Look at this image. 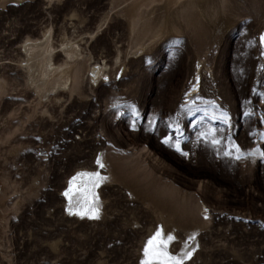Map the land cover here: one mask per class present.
Returning <instances> with one entry per match:
<instances>
[{
	"label": "rangeland",
	"instance_id": "rangeland-1",
	"mask_svg": "<svg viewBox=\"0 0 264 264\" xmlns=\"http://www.w3.org/2000/svg\"><path fill=\"white\" fill-rule=\"evenodd\" d=\"M262 36L264 0H0V264H143L158 230L184 264H264ZM49 37L71 90L44 100L22 48ZM93 172L100 218L70 216Z\"/></svg>",
	"mask_w": 264,
	"mask_h": 264
},
{
	"label": "bare ground",
	"instance_id": "bare-ground-1",
	"mask_svg": "<svg viewBox=\"0 0 264 264\" xmlns=\"http://www.w3.org/2000/svg\"><path fill=\"white\" fill-rule=\"evenodd\" d=\"M161 35H162L161 31H159L157 33H154L153 38H158ZM50 39L51 38L49 37L45 40L29 41L22 48L23 50L22 54L25 56L23 68L28 74V81L31 84L34 91L38 94V97L39 98L42 97L44 100L48 98L50 100L52 96H54L53 94H57L58 97V95H60L61 92L63 93L65 90H71L70 88L71 77L69 75L68 69H65L68 66L67 67H64L63 65L58 66L54 63V54L56 53V51L53 48ZM150 42L151 41H148L147 43ZM144 50H145L144 47L140 48L139 51L137 52L138 55L142 56L144 54ZM57 52H59L64 58L65 57L67 59L69 58L70 61L74 60V62H76L79 58H81V54H82L79 47L73 43L62 46L61 48L58 49ZM93 67L94 68L92 69L90 77L88 76L89 79L93 81L94 85L101 84L102 82L106 83L107 80H109V74L107 71H105L104 67L102 65H94ZM72 181L73 179L70 181V183L67 185V187L62 193V199L66 203L67 210L70 204H69V199L64 195V193L68 192L70 188L73 189L71 193L72 195L71 206L73 207L74 210L83 207L85 205H89L93 199L91 195L93 189L88 178L81 177V179H79L76 182L75 186L71 183ZM103 182L100 184V186L103 184ZM100 186L94 189L97 196L99 193V191L97 192V189H99ZM98 206H99V212L100 214H102V208L99 201H98ZM70 216H75V215H70ZM75 217L81 218L79 216H75ZM84 218H88V217L85 216Z\"/></svg>",
	"mask_w": 264,
	"mask_h": 264
},
{
	"label": "snow or ice",
	"instance_id": "snow-or-ice-1",
	"mask_svg": "<svg viewBox=\"0 0 264 264\" xmlns=\"http://www.w3.org/2000/svg\"><path fill=\"white\" fill-rule=\"evenodd\" d=\"M261 42L264 43V36L261 37ZM228 122V119L225 118V123ZM164 144L168 145L170 144V139H164L162 141ZM214 144H220L221 142L219 140H213ZM236 152H240V148L238 146H234ZM177 151H180L179 146L177 145ZM225 155H231V152H226ZM250 155H256L255 153H250ZM261 159H264V152L260 153ZM236 159H240L241 156L237 155L235 157ZM96 164L100 168H104V164L102 161L98 158L96 161ZM81 177H86L91 183L92 186V201L89 205H85L83 207L73 209L71 206L72 204V191L73 189L70 188L68 192H65L64 195L69 199V208L68 213L69 215H75L79 216L81 218H84L87 216L89 219L98 220L100 218V212H99V206L98 201L99 197L96 195L94 189L98 188L100 184L105 181L107 178L101 176L99 172H93V173H80L77 177L73 179L71 182L74 186L76 185V182L81 179ZM174 238L172 236H167V238L164 237V234L162 233V230H158L146 243V247L144 249V255L146 259L143 261V264H184L185 260L191 259L192 257V251H188L185 253L183 258H177L173 255H170L167 251V245L169 242H171Z\"/></svg>",
	"mask_w": 264,
	"mask_h": 264
}]
</instances>
